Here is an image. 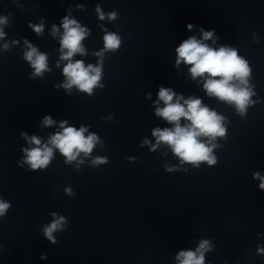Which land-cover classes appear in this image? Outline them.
I'll use <instances>...</instances> for the list:
<instances>
[{
  "label": "clouds",
  "instance_id": "clouds-1",
  "mask_svg": "<svg viewBox=\"0 0 264 264\" xmlns=\"http://www.w3.org/2000/svg\"><path fill=\"white\" fill-rule=\"evenodd\" d=\"M77 8H83L82 5H76ZM95 12L100 21L107 19L113 22L119 18L116 11L105 13L99 4L95 7ZM7 18L0 16V25H6ZM29 27L40 35L44 25H32L29 22ZM61 26L64 29L60 39L61 60H66L68 63L63 67V75L67 78L62 85L55 87H63L70 90L76 86L80 92L87 93L89 97L93 96L95 88H104L101 83L103 72V60L97 61L96 65L88 64L85 66L84 61L77 60L72 62V57L76 53L85 55V48L81 45V41L90 30L80 27L76 19H69L68 16L63 17ZM103 28V26L101 25ZM191 31L193 24L186 25ZM52 35L55 36L59 31L56 24L52 25ZM202 39L198 40L196 36H189L184 39L178 47L175 48L177 54L176 64L181 62L191 65L189 72L193 79L203 77L207 74V79L203 84V88L209 97H215L220 102H225L235 108L236 114L240 117H246L247 110L250 106L259 103V100H253L252 97L257 96L255 85L250 83L252 80V68L249 67V62L243 56L238 55L237 49L230 46H221L218 49L210 47L203 41L214 38L215 29L205 31L201 29ZM5 33L0 29V39ZM121 36L116 32L104 31L103 43L104 47L95 53L97 57H104L105 53H115L121 48ZM17 41H13L16 43ZM24 43L28 47L23 55V59L29 62L30 67L34 69L29 74L30 79L43 77L45 71H51L47 65V55L38 51L37 47L32 46L27 40ZM7 49L8 45L5 44ZM67 49V52L63 50ZM59 67V63H57ZM219 77V79H216ZM150 97V93L148 94ZM175 96V102H173ZM183 100V103L181 101ZM163 101L164 107L156 108V116L163 118L168 123L172 124V128H154L152 136L156 138V143L151 144L148 139H144L140 146L150 145V151H155L160 144L170 147L172 154L179 158V163L176 165L165 166V171H187L185 165H191L192 168L199 169L202 164L207 166H215L218 163V157L214 154V150L219 149L221 145L216 142L217 138L227 139V118L219 114L215 109L210 108L202 103V100L195 97L177 96L170 88L160 87L158 92L157 105ZM190 121V123L181 124V119ZM55 121L51 116L46 115L43 119L44 126H51ZM67 120L60 123L62 132H57L48 138L47 143L42 144L41 138L36 135L29 137L26 131L20 133L21 137L28 141L30 147H22L23 157L18 161L20 167L28 165V170L37 171L47 169L54 157V149H58L59 153L65 157L64 163L71 165L73 161L77 163L74 167L79 170L80 165L85 163V159L90 158V166L98 167L109 163L106 156H95L91 154L97 144L101 148L104 147V142L98 134L89 133L87 137L84 135L88 131L87 127L81 126L79 130L68 126ZM201 138H207L201 139ZM84 157L78 159L80 154ZM129 161H135V157H128ZM253 179H259L260 184L258 189L264 191V176L260 175L259 171L253 172ZM65 194L74 196L72 188L66 187ZM10 201L0 197V218H3L11 209ZM52 220L50 223L42 227L44 238L51 244L58 243L56 236L53 234L66 230L69 219L57 212H51ZM214 245L210 239L200 241L195 251L187 250L180 251L176 260L179 264H205V253L213 251ZM257 254L264 255V247L257 246ZM47 254L42 253L40 259H46Z\"/></svg>",
  "mask_w": 264,
  "mask_h": 264
}]
</instances>
